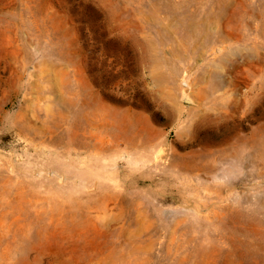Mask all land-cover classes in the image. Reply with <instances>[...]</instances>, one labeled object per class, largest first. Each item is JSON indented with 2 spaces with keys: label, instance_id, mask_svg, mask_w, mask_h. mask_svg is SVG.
Here are the masks:
<instances>
[{
  "label": "rangeland",
  "instance_id": "rangeland-1",
  "mask_svg": "<svg viewBox=\"0 0 264 264\" xmlns=\"http://www.w3.org/2000/svg\"><path fill=\"white\" fill-rule=\"evenodd\" d=\"M0 264H264V0H0Z\"/></svg>",
  "mask_w": 264,
  "mask_h": 264
},
{
  "label": "water",
  "instance_id": "water-1",
  "mask_svg": "<svg viewBox=\"0 0 264 264\" xmlns=\"http://www.w3.org/2000/svg\"><path fill=\"white\" fill-rule=\"evenodd\" d=\"M185 100H186L187 102H191V100L189 99L188 96H185Z\"/></svg>",
  "mask_w": 264,
  "mask_h": 264
}]
</instances>
